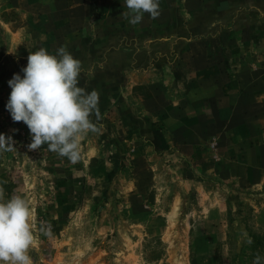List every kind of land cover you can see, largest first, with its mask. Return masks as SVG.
Masks as SVG:
<instances>
[{"label": "rangeland", "instance_id": "374dc122", "mask_svg": "<svg viewBox=\"0 0 264 264\" xmlns=\"http://www.w3.org/2000/svg\"><path fill=\"white\" fill-rule=\"evenodd\" d=\"M231 7L174 18L176 36L228 30L219 49L183 54L154 42L147 13L140 26L122 17L124 0H0V133L16 148L0 152V186L32 209L33 264H252L249 234L264 239V0ZM61 46L102 116L76 164L29 151L6 109L29 52Z\"/></svg>", "mask_w": 264, "mask_h": 264}, {"label": "clouds", "instance_id": "9594fccd", "mask_svg": "<svg viewBox=\"0 0 264 264\" xmlns=\"http://www.w3.org/2000/svg\"><path fill=\"white\" fill-rule=\"evenodd\" d=\"M124 5L127 11L121 16L131 25L142 22L146 13L152 19L160 15L159 0H124ZM27 60L23 77L14 74L8 81L11 93L6 109L13 122H23L29 129V151L47 145L49 151L76 164L82 159L81 141L103 128L99 93L79 86L82 63L64 46L55 55L45 48L29 52ZM14 143L11 136L0 133V152L16 150ZM31 221L29 203L21 196L5 199V188L0 186V264H33ZM39 233L51 238V225L42 223ZM246 242L253 243L251 238ZM252 264H264V257L257 253Z\"/></svg>", "mask_w": 264, "mask_h": 264}, {"label": "crops", "instance_id": "0c3cea01", "mask_svg": "<svg viewBox=\"0 0 264 264\" xmlns=\"http://www.w3.org/2000/svg\"><path fill=\"white\" fill-rule=\"evenodd\" d=\"M238 1L239 0H159L160 15L157 19L151 18V21L157 24L155 25V27H153V29L155 30L154 33L159 34V36L155 38L154 42H164L166 44H170L172 47L173 45H175L177 49L183 51V54H185L187 50L190 49L191 45H200L201 47L206 48V50L209 49V46H213L217 49L218 46L221 47L223 44L221 35L228 30L219 29L218 27L211 33L198 35L197 38L195 36L188 37L189 34H193L189 31L186 32L185 35L176 36L174 35L175 33L173 28L175 23L174 18L183 17L190 19V17H196L202 19L206 17V13H211L214 16H221L231 10L233 2L237 3ZM255 1L263 3V0ZM187 9L193 10L187 11ZM188 12L193 15H190ZM137 25L140 26V24ZM232 28H234V26L230 27V31H233ZM243 33L246 32L243 31ZM223 36L225 41L226 39H229L228 37L230 36V34L228 35V37H226V34H224ZM230 43L231 41L228 42V44ZM227 48H229V46ZM171 64L175 66L177 64L178 66H180V64L182 63L181 60H176V63L174 62ZM179 69L181 71V73H178L180 77L177 78V81L174 80L176 82V85L175 82L173 84L174 93L178 88H183V86L185 85L184 82H186V77L182 74L183 69ZM180 94L182 95L183 92L180 91Z\"/></svg>", "mask_w": 264, "mask_h": 264}, {"label": "trees", "instance_id": "16d2710c", "mask_svg": "<svg viewBox=\"0 0 264 264\" xmlns=\"http://www.w3.org/2000/svg\"><path fill=\"white\" fill-rule=\"evenodd\" d=\"M249 238L252 239L253 243L250 245L249 256L253 260L257 253L262 256V251L264 250V239L262 236L256 235L255 232L249 234Z\"/></svg>", "mask_w": 264, "mask_h": 264}]
</instances>
